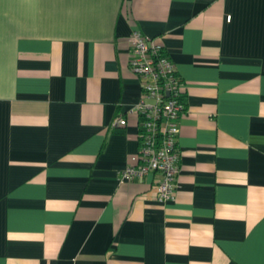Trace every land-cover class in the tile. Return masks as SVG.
Segmentation results:
<instances>
[{
  "label": "crops",
  "instance_id": "crops-1",
  "mask_svg": "<svg viewBox=\"0 0 264 264\" xmlns=\"http://www.w3.org/2000/svg\"><path fill=\"white\" fill-rule=\"evenodd\" d=\"M133 29L184 82L164 203ZM0 264H264V0H0Z\"/></svg>",
  "mask_w": 264,
  "mask_h": 264
},
{
  "label": "built area",
  "instance_id": "built-area-1",
  "mask_svg": "<svg viewBox=\"0 0 264 264\" xmlns=\"http://www.w3.org/2000/svg\"><path fill=\"white\" fill-rule=\"evenodd\" d=\"M128 43L129 67L141 86L139 100L130 110L137 120L139 148L132 162L120 171V179L132 181L157 174V201L164 203L173 199L177 186V138L185 112L184 82L160 43L148 41L138 29L130 32ZM124 125L126 119L122 116L112 122L113 128Z\"/></svg>",
  "mask_w": 264,
  "mask_h": 264
}]
</instances>
